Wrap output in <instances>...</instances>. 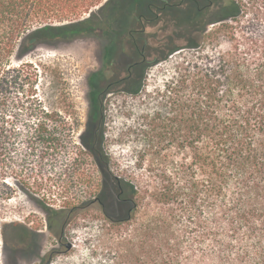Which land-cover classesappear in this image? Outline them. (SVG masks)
Segmentation results:
<instances>
[{"label":"rangeland","instance_id":"374dc122","mask_svg":"<svg viewBox=\"0 0 264 264\" xmlns=\"http://www.w3.org/2000/svg\"><path fill=\"white\" fill-rule=\"evenodd\" d=\"M236 2L240 11L223 21L214 6L202 14L193 9L191 17L181 10L148 27L156 61L136 84L137 93L123 85L107 89L125 74V54L134 53L119 21L95 36L39 44L23 58H12L8 83L0 87V264H39L38 256L50 252L57 241L47 229V208L68 219L73 243L51 264L155 263L154 245L146 254L140 232L156 227L166 208L156 186L160 163L171 157L164 160L157 151L174 150L171 139L159 135L156 116H167L169 97L194 65L205 67L208 56L217 62L225 52L249 51L246 38L264 32V0ZM131 3L124 0L119 20ZM40 125L52 145L40 142ZM96 139L100 151L92 150ZM11 223L41 235L38 256L12 251L3 239Z\"/></svg>","mask_w":264,"mask_h":264},{"label":"trees","instance_id":"16d2710c","mask_svg":"<svg viewBox=\"0 0 264 264\" xmlns=\"http://www.w3.org/2000/svg\"><path fill=\"white\" fill-rule=\"evenodd\" d=\"M123 2L0 0V87L8 83L15 55L21 59L43 43L92 37L100 27L112 30ZM229 8L225 17L240 11L237 2ZM246 40L249 51L194 65L169 97L167 116H156L159 135L169 137L174 150L157 151L164 160L171 157L160 163L156 186L166 208L156 227L140 232L146 254L154 245V264H264V32ZM36 131L40 142H55L46 140L41 125ZM47 209L51 225L62 218L61 210ZM9 227L5 242L23 244L27 226Z\"/></svg>","mask_w":264,"mask_h":264},{"label":"flooded vegetation","instance_id":"af4514ba","mask_svg":"<svg viewBox=\"0 0 264 264\" xmlns=\"http://www.w3.org/2000/svg\"><path fill=\"white\" fill-rule=\"evenodd\" d=\"M232 2H236V0H152L144 5L136 1L132 2L131 5L127 6L123 11L118 25L121 27L122 32H124L123 35L129 40L128 42L133 47L134 53L130 54L128 52L125 54L129 60L126 61L122 68V70L125 68V74L111 81L107 89L113 85H123L126 90L136 89L138 87L136 84L139 83L145 70L156 61V58L151 59L152 56L156 57V47L152 46L149 42V35L147 34L148 27L153 24L156 25V22L165 20L167 17H173L174 13L182 12L181 10L186 11L185 16H189L190 14L191 17L193 9L196 13L202 14L205 10L208 11L214 6L217 8L216 18L223 21L227 18L225 14L230 11L229 7ZM229 16L232 15H228V17ZM134 20L138 22V27H133L132 22ZM154 35L156 36V33ZM121 52L124 53L125 50L122 49ZM111 62H116V60L112 61L110 59L109 63ZM103 92L104 90L101 92V95ZM101 119L102 114L100 115L99 124H101ZM97 143L98 141L96 139L92 146V150L100 151ZM106 164L108 165L107 162ZM120 195L121 194H119V197H121ZM123 199L126 200V198ZM56 219L53 220V225H51L52 221L48 216L47 229L54 233V237L57 241L48 254L45 253L41 257L37 255L40 248L37 247L36 241L41 235L30 227H27L29 230L24 237L23 245H19L17 241H13L14 243L10 242L12 251L16 255L22 251L35 252L39 258V264H42V262L43 264H51L57 255L70 251L73 248V243L69 240V236L66 233L68 219L62 220L60 217ZM16 259H18V257Z\"/></svg>","mask_w":264,"mask_h":264}]
</instances>
